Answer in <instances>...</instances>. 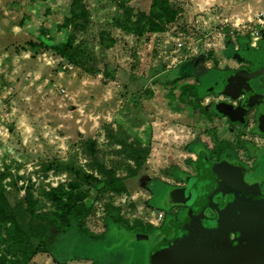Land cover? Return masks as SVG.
<instances>
[{"label":"rangeland","instance_id":"374dc122","mask_svg":"<svg viewBox=\"0 0 264 264\" xmlns=\"http://www.w3.org/2000/svg\"><path fill=\"white\" fill-rule=\"evenodd\" d=\"M167 1L175 18L157 30L152 0H0V184L43 244L28 264H150L157 240L195 215L168 194L199 156L252 164L264 147L255 111L234 118L226 106L241 97L220 98L217 80L239 69L236 40L191 0ZM65 41V56L31 46ZM208 69L222 70L211 82ZM89 176L124 190L98 191ZM64 204L89 211L85 236L66 227ZM106 209L126 227L104 221Z\"/></svg>","mask_w":264,"mask_h":264},{"label":"water","instance_id":"95a60500","mask_svg":"<svg viewBox=\"0 0 264 264\" xmlns=\"http://www.w3.org/2000/svg\"><path fill=\"white\" fill-rule=\"evenodd\" d=\"M254 101L261 105L258 98ZM195 169L186 187L168 194L170 205H188L195 215L157 240L150 264H264V195L249 198L240 194L252 191L241 185L243 174L250 169L213 164L204 154ZM217 195L221 199L214 202ZM207 209L213 216L206 215ZM229 231L236 233L234 241Z\"/></svg>","mask_w":264,"mask_h":264},{"label":"crops","instance_id":"0c3cea01","mask_svg":"<svg viewBox=\"0 0 264 264\" xmlns=\"http://www.w3.org/2000/svg\"><path fill=\"white\" fill-rule=\"evenodd\" d=\"M191 2L197 11H206L207 19L217 24L216 27L223 31L221 35L224 38L236 40V43L230 46L229 52L230 61L234 62L239 69L234 70L233 67H229L217 82L220 88L219 93L222 94L220 98H224V95L233 98L241 97V103L235 108L236 111L231 106H226V112L228 111L234 118L241 119L255 111L260 124L258 132L264 133V32L258 30V35L253 34L254 29H258L253 22L255 16L264 10V0H191ZM240 28L243 29L240 30ZM219 70L222 69L207 70L215 73V79L213 78L211 82L217 79L216 71L219 72ZM198 81L201 84L199 79ZM245 96H248L247 100H243ZM254 98L260 100V106ZM243 103L245 106L237 116L236 112ZM260 169L262 172L263 168Z\"/></svg>","mask_w":264,"mask_h":264},{"label":"trees","instance_id":"16d2710c","mask_svg":"<svg viewBox=\"0 0 264 264\" xmlns=\"http://www.w3.org/2000/svg\"><path fill=\"white\" fill-rule=\"evenodd\" d=\"M149 13L152 18L157 16L159 19V27L156 26L155 28L157 30L160 29L161 25L163 26L166 23L173 21L176 15V12L171 8L167 0H152ZM58 28H62V26H59ZM31 46L38 48L40 52L51 49L62 56H65L68 52V45L66 41L57 44L53 43L51 46L44 43H33ZM177 81L178 80H175V82ZM182 93L183 95H186L185 91ZM139 152L141 151H134V153L138 154ZM137 165L138 168L140 163ZM89 177V180L93 182L98 191L120 192L124 190V185L121 180L114 178L113 176H108V179H98L92 176ZM62 209L67 210L66 214L68 222L66 227L74 226V228L79 231L83 223V218L89 213V211L82 205L76 204H64ZM117 213L118 212L116 210L113 211L111 209H106L103 220L107 221L112 218V222L114 224L126 227V222L120 218ZM152 228L153 226H149L148 230L143 233L150 232ZM78 233L85 236V233L82 231H79ZM35 237L36 230L33 226H24L23 228L19 226L18 221L12 214V210L9 209V205L7 204L4 195V190L0 184V264H28L36 253L42 252L43 250L42 243H38L35 247H33L32 241ZM74 259L76 258H72V260Z\"/></svg>","mask_w":264,"mask_h":264},{"label":"flooded vegetation","instance_id":"af4514ba","mask_svg":"<svg viewBox=\"0 0 264 264\" xmlns=\"http://www.w3.org/2000/svg\"><path fill=\"white\" fill-rule=\"evenodd\" d=\"M248 99V96L244 97V99ZM246 99V100H247ZM241 103V101L239 102V104ZM254 104V103H253ZM255 105V104H254ZM257 107V105H255ZM260 125V124H259ZM260 136L262 137V139H264V133H259ZM250 157L253 158V163L252 164H246L243 162H238V161H229L227 159L225 160H219V159H208L209 162L213 163V164H217V165H222V164H230V165H239V166H243V167H247L250 169V171L245 172L242 176V180H241V185L246 187V189H252L251 192H240L241 195H243L244 197H257V196H263L264 195V170L261 172V164L264 162V147L263 148H255L250 150ZM209 158V156L207 157ZM261 175V176H260ZM259 179V188L252 186V184H256V182H254L256 179ZM258 182V181H257ZM187 186V185H186ZM184 188V187H183ZM235 188V187H234ZM236 190V188H235ZM256 190V191H255ZM238 191V190H237ZM221 199L220 195H217L214 197V202H219ZM206 215H208V212L210 215L208 216H213L212 212L210 210H206ZM230 233V239L232 241L235 240L236 238V233L233 231H229Z\"/></svg>","mask_w":264,"mask_h":264},{"label":"built area","instance_id":"2783aa9c","mask_svg":"<svg viewBox=\"0 0 264 264\" xmlns=\"http://www.w3.org/2000/svg\"><path fill=\"white\" fill-rule=\"evenodd\" d=\"M254 26H257L258 29H254L253 34L258 35L259 31L261 30L264 32V10L259 12L254 19ZM181 46V43L178 44V47Z\"/></svg>","mask_w":264,"mask_h":264}]
</instances>
